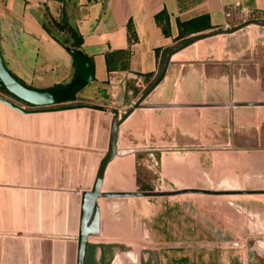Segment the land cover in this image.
Wrapping results in <instances>:
<instances>
[{"label":"crops","instance_id":"0c3cea01","mask_svg":"<svg viewBox=\"0 0 264 264\" xmlns=\"http://www.w3.org/2000/svg\"><path fill=\"white\" fill-rule=\"evenodd\" d=\"M163 13L166 17L157 21ZM201 18L198 25L180 27ZM49 19L66 21L81 35L80 50L93 67V80L75 95L73 103L116 109L120 115L143 97V105L153 106L135 109L119 126L117 150L123 154L108 163L102 192L135 191L138 156L150 150L158 157L163 186L264 190V27L254 24L264 21V0H0L3 64L26 86H37L36 90L64 87L76 75L66 49L69 44L60 43L65 34L51 28ZM190 38L195 39L179 46ZM104 115L95 111L89 117L93 122L90 134L80 129L75 141L69 135L58 139L56 124L52 139L40 136L39 123L34 139L0 136L8 156L17 149L23 157L34 153L36 159L32 172L37 185L26 184L25 168L21 185L11 182L10 166L4 172L8 181L1 182L0 188L11 193V205L15 188L39 193L46 189L53 197L62 193L66 208L70 197L75 200L74 214L67 210L60 231L55 228V208L51 228L45 232L16 229L13 222L3 229L0 220V264H18L17 239L26 247L29 240L37 241L39 249L47 242L52 248L50 264H55L54 246L77 248L81 193L92 189L108 149L112 116L104 125ZM43 180L51 186H41ZM59 183L61 187L56 188ZM124 199H98L100 232L90 237L94 241H89L86 264H113L112 251L121 249V234L129 227ZM69 214L75 216L73 221ZM246 218L264 230V213ZM4 242L13 246L2 262ZM19 260L29 264L28 259ZM75 263L76 258L71 264Z\"/></svg>","mask_w":264,"mask_h":264},{"label":"water","instance_id":"95a60500","mask_svg":"<svg viewBox=\"0 0 264 264\" xmlns=\"http://www.w3.org/2000/svg\"><path fill=\"white\" fill-rule=\"evenodd\" d=\"M254 24L264 27V21H255ZM66 49L72 56L75 63V77L70 83L62 88L45 90L28 88L17 81L5 68L0 53V87L15 98L34 107L31 109H24L0 96L1 137L17 140V137H21L23 135L25 138L34 139L37 133V123H39L42 127L40 136H44V139L53 138V125L56 124L55 134L58 139H61L62 141L66 140L69 135L70 140L75 141L79 138L80 129H84L87 134H90L93 122L89 119V117L94 115L95 111L105 113L103 120L104 125L108 124V118L109 116H112L108 152L99 164L95 184L91 193H83L82 195L80 219L78 218L79 239L78 247L76 248L77 251L75 253L76 249L73 248L72 245L66 246V249L57 245L54 246L53 259L55 264H71L74 258H76L75 264H86L87 249L89 244L88 240L91 236H97L100 232L98 205V199L100 198L173 197L190 193L209 195L264 194V190L212 191L194 188L174 189L169 191H103L101 193L103 176L108 163L111 162L115 156L123 154V152L117 150L119 126L135 109L153 108V106L143 105L142 101L145 98L143 97L134 103V105L126 113L120 115L116 109H106L101 106L87 103L65 104L73 96L78 94L85 86H87V84L93 80L94 76L90 59L85 53L81 50L71 48L70 45H66ZM165 71L166 68L163 71V75L165 74ZM5 107H7V110L4 112ZM83 110H85V113H83ZM37 114H40V116L38 117ZM6 124L8 126V130H6ZM5 130L8 133L7 136L3 135L5 134ZM87 134L84 135L87 137ZM2 145L4 146V143L0 142V171H3H1L2 174L0 176V183L8 181L4 172H6L7 167L10 166L12 175L11 182L13 184H23L22 173L25 168V172L27 173L26 184L31 186L37 185V179L32 172L36 167V159L33 155L34 153H32L31 156L27 155L23 157L19 150L12 149L10 156H8ZM67 182L71 183V180ZM41 186H51L50 181L46 183V180H43L41 182ZM60 187L61 183L56 185V188ZM9 193L8 189L0 188V220L3 229L11 227L13 222L14 228L16 229L27 228L28 231H35L40 228L41 231H49L52 223L53 208H55V228L57 231H60L63 228L67 210L68 213L71 211L72 214H74L73 208L75 200L70 197L69 207L66 208V198L62 193H56L55 197H53L52 193L46 189L39 193V191L35 189H28L27 191H24L22 189L15 188L12 191V205L10 202L11 193ZM69 216L71 217L70 221H73V217L75 216H72L71 214H69ZM233 245L237 246L239 244L233 243ZM12 246V243H3L1 248L3 257L2 262L5 260V256H8L11 253ZM14 247L16 263L18 264H21L19 262V259L21 258H23L24 261H27L28 259L29 264H40V262L41 264H50L52 258V248L50 245H47V242L43 241L41 248L39 249L37 241L29 240L26 247L22 240L17 239L15 240Z\"/></svg>","mask_w":264,"mask_h":264},{"label":"rangeland","instance_id":"374dc122","mask_svg":"<svg viewBox=\"0 0 264 264\" xmlns=\"http://www.w3.org/2000/svg\"><path fill=\"white\" fill-rule=\"evenodd\" d=\"M0 96L21 108H34L5 92ZM138 157L135 167L141 187L155 191L161 181L158 157L152 150ZM123 203L129 227L121 234V249L112 251L113 264H264V230L246 218L264 213V195H178L127 198ZM88 250L89 244L87 257Z\"/></svg>","mask_w":264,"mask_h":264},{"label":"trees","instance_id":"16d2710c","mask_svg":"<svg viewBox=\"0 0 264 264\" xmlns=\"http://www.w3.org/2000/svg\"><path fill=\"white\" fill-rule=\"evenodd\" d=\"M163 18L166 17L165 14H160L159 16L156 17V20L159 21L160 18ZM200 20H203L202 18L201 19H197V20H193V21H190L188 23H184V24H181L180 27L181 29L183 28H186V27H190V26H193V25H198L200 23ZM49 25L51 28H55L57 31L59 32H63L65 34V37L62 41H60L61 45L65 46L66 44H69L71 48H75L77 50H80L81 47H82V44H83V39L81 37V35H79V33L73 29L72 27H70L66 21H61V22H56V21H53L51 19H49ZM44 26V25H43ZM45 29H47L49 31V33L51 34V30L46 28L45 26ZM130 29V28H129ZM164 30V29H163ZM52 35V34H51ZM54 36V35H53ZM55 37V36H54ZM53 37V38H54ZM56 39V37H55ZM195 38H190V39H187V40H183L179 43V46H182V45H185L191 41H193ZM178 46L174 47V48H177ZM174 50V49H173ZM161 73H162V70H160V73H159V77L161 76ZM13 76V75H12ZM14 77V76H13ZM158 77V78H159ZM17 81H19L16 77H14ZM157 78V79H158ZM22 85L26 86L24 83H22L21 81H19ZM28 87V86H26ZM63 86H58V87H54L52 89H59V88H62ZM30 88V87H28ZM0 91L2 92H5L7 94H9L8 92H6L2 87H0ZM11 95V94H9ZM75 99V96H73L70 100H74ZM136 182H137V185L139 187L140 190H143V191H148L150 190V188L148 187H141V181L140 179L138 178V174H137V179H136Z\"/></svg>","mask_w":264,"mask_h":264},{"label":"bare ground","instance_id":"6f19581e","mask_svg":"<svg viewBox=\"0 0 264 264\" xmlns=\"http://www.w3.org/2000/svg\"><path fill=\"white\" fill-rule=\"evenodd\" d=\"M111 123H112V120H111ZM110 128H111V125H110ZM110 133V132H109ZM108 148H109V140H108ZM107 152H108V149H107V151H106V153H105V155H104V157L106 156V154H107ZM104 157H103V159H104ZM102 159V160H103ZM97 176V175H96ZM95 180H96V178H95ZM94 184H95V182H94ZM93 187H94V185H93ZM93 187H92V189H93ZM92 189L90 190V191H88V192H83V193H91V191H92ZM83 193H81V201H82V195H83ZM101 193H102V191H101ZM80 213H81V209H80ZM78 239H79V228H78V233H77V247H78ZM52 242V241H51ZM60 245V244H59ZM76 251H77V249H76Z\"/></svg>","mask_w":264,"mask_h":264},{"label":"built area","instance_id":"2783aa9c","mask_svg":"<svg viewBox=\"0 0 264 264\" xmlns=\"http://www.w3.org/2000/svg\"><path fill=\"white\" fill-rule=\"evenodd\" d=\"M161 186H162V182L160 181V184L158 187L155 188L156 189L155 191H163Z\"/></svg>","mask_w":264,"mask_h":264}]
</instances>
